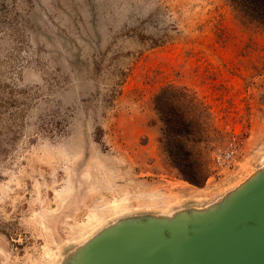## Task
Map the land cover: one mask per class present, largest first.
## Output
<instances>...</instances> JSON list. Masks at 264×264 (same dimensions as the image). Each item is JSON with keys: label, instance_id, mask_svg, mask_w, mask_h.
Returning <instances> with one entry per match:
<instances>
[{"label": "rangeland", "instance_id": "1", "mask_svg": "<svg viewBox=\"0 0 264 264\" xmlns=\"http://www.w3.org/2000/svg\"><path fill=\"white\" fill-rule=\"evenodd\" d=\"M169 83L220 131L200 186L159 143L151 100ZM262 164L264 32L226 0H0V264H56L118 219L204 207Z\"/></svg>", "mask_w": 264, "mask_h": 264}, {"label": "water", "instance_id": "2", "mask_svg": "<svg viewBox=\"0 0 264 264\" xmlns=\"http://www.w3.org/2000/svg\"><path fill=\"white\" fill-rule=\"evenodd\" d=\"M80 264H264V165L200 208L116 220Z\"/></svg>", "mask_w": 264, "mask_h": 264}, {"label": "trees", "instance_id": "3", "mask_svg": "<svg viewBox=\"0 0 264 264\" xmlns=\"http://www.w3.org/2000/svg\"><path fill=\"white\" fill-rule=\"evenodd\" d=\"M236 19L264 32V0H226ZM160 120L159 143L179 176L200 186L211 171V150L220 131L209 106L185 85L166 84L152 96Z\"/></svg>", "mask_w": 264, "mask_h": 264}, {"label": "bare ground", "instance_id": "4", "mask_svg": "<svg viewBox=\"0 0 264 264\" xmlns=\"http://www.w3.org/2000/svg\"><path fill=\"white\" fill-rule=\"evenodd\" d=\"M262 165H264V164H262ZM92 214L90 215V219H89L90 221H92L94 218L95 219L97 218L94 213H92ZM88 239L89 238H83L74 249H72V250L68 251L66 254L62 255L61 259L56 264H80L85 258H87L88 253H89V251L85 250L88 246V245H86V241Z\"/></svg>", "mask_w": 264, "mask_h": 264}, {"label": "built area", "instance_id": "5", "mask_svg": "<svg viewBox=\"0 0 264 264\" xmlns=\"http://www.w3.org/2000/svg\"><path fill=\"white\" fill-rule=\"evenodd\" d=\"M233 153V150L232 149H228L226 150L223 154H219L217 157H216V160L219 162V163H223L225 160L229 159L231 157Z\"/></svg>", "mask_w": 264, "mask_h": 264}]
</instances>
